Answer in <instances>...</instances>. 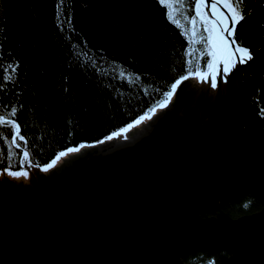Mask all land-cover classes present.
<instances>
[{
  "label": "water",
  "instance_id": "95a60500",
  "mask_svg": "<svg viewBox=\"0 0 264 264\" xmlns=\"http://www.w3.org/2000/svg\"><path fill=\"white\" fill-rule=\"evenodd\" d=\"M243 66L216 89L183 81L127 140L33 167L28 184L0 176V264H189L220 249L264 264V136L251 129ZM246 193L259 210L220 209Z\"/></svg>",
  "mask_w": 264,
  "mask_h": 264
},
{
  "label": "trees",
  "instance_id": "16d2710c",
  "mask_svg": "<svg viewBox=\"0 0 264 264\" xmlns=\"http://www.w3.org/2000/svg\"><path fill=\"white\" fill-rule=\"evenodd\" d=\"M245 7L246 19L236 36L255 58L237 75L254 117L251 129L264 136L258 123H264V0H247ZM166 12L158 0H0V81L8 64L18 65L15 83L0 91V111H10L12 105L19 109L16 120L35 163L43 165L64 148L87 147L118 130L185 74L186 40ZM93 57L102 71L91 63ZM117 69L139 75L140 82L119 79ZM5 131L10 140V128ZM0 154L5 156L3 169L8 163L3 138ZM262 205L258 195L246 193L220 209L238 217ZM182 260L254 264L242 263L224 249L196 251Z\"/></svg>",
  "mask_w": 264,
  "mask_h": 264
},
{
  "label": "snow or ice",
  "instance_id": "6c2138e0",
  "mask_svg": "<svg viewBox=\"0 0 264 264\" xmlns=\"http://www.w3.org/2000/svg\"><path fill=\"white\" fill-rule=\"evenodd\" d=\"M158 2L167 8L168 21L175 25L180 30V34L185 37L186 44L183 52L184 57L187 58L186 68L183 70L185 74L174 79L170 89L162 93V98L138 118L120 127L117 131H112L90 146L104 144L121 136L127 140V133L131 129L146 120H151L157 108L163 109L168 106L183 81L194 77L199 82H207L210 77L211 87L216 89L217 76L225 79L226 82L228 75L238 66L246 65L255 58L253 51L243 46L236 36L238 25L246 19L247 0H158ZM59 7L60 5H58ZM67 23H71V17H68ZM91 63L96 67L97 72L103 70L97 66L94 57L91 58ZM17 69L18 65L13 64H8L3 69L4 75L0 81V91L7 84L15 83ZM116 74L119 79L130 83H139L141 80L139 75H133L123 69H117ZM18 111L19 109L15 105L11 106L10 111H0V138H3L7 145L6 159L8 161L7 166L0 169V175L27 178L29 170L33 167H38L41 172H48L62 157L70 153H77L86 146L81 143L75 147H68L58 152L46 165L35 163L29 151L30 141L21 134L22 126L16 120ZM260 114L264 116V108L261 109ZM5 128H10V140L8 139L9 132L5 131ZM18 140L22 143H18ZM14 148L21 149L22 154L14 153ZM4 159L5 156L0 154V161ZM17 164L19 165L18 170H13L17 168Z\"/></svg>",
  "mask_w": 264,
  "mask_h": 264
},
{
  "label": "rangeland",
  "instance_id": "374dc122",
  "mask_svg": "<svg viewBox=\"0 0 264 264\" xmlns=\"http://www.w3.org/2000/svg\"><path fill=\"white\" fill-rule=\"evenodd\" d=\"M193 78H194V77H193ZM189 79H190V78H189ZM185 81H187V80H185ZM185 81H184V82H185ZM171 100H172V98H171ZM171 100H170V101H171ZM159 110H161V109L157 108L156 112H158ZM156 112H155V113H156ZM137 118H138V117H137ZM135 119H136V118H135ZM135 119H133V120H135ZM146 121H147V120H146ZM146 121L142 122L140 125H138V126L134 127L133 129H131V130L127 133L128 137L132 134L133 131H136V130L140 129V128L145 124ZM128 123H129V122H128ZM125 125H126V124H125ZM125 125H124V126H125ZM116 131H117V130H116ZM120 139H123V136H121V137H119V138H114V140H120ZM71 147H75V146H71ZM65 149H66V148H64V149H62V150H65ZM62 150H61V151H62ZM59 152H60V151H59ZM77 153H78V152H77ZM57 154H58V153H57ZM74 154H76V153H70V154H68L67 156L62 157L59 161H57V163H56V165H55L54 167L58 166V165L62 162L63 159L67 158L68 156L74 155ZM55 156H56V155H55ZM53 158H54V157H53ZM53 158H52V159H53ZM52 159H51V160H52ZM51 160H50V161H51ZM50 161H49V162H50ZM49 162H48V163H49ZM46 164H47V163H45V164H43V165H46ZM54 167H53V168H54ZM13 170H18V168H17V169H13ZM50 170H51V169H50ZM50 170H49V171H50ZM39 171H40V170H39ZM49 171H48V172H49ZM40 172H41V171H40ZM48 172H41V173H48ZM0 176H3V177H9V176L6 175V174H4V175H0ZM10 178H13V177H10ZM17 179H19V180L23 181L24 183L28 184L29 176H28L27 178L21 176V177H19V178H17Z\"/></svg>",
  "mask_w": 264,
  "mask_h": 264
}]
</instances>
